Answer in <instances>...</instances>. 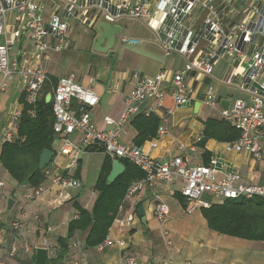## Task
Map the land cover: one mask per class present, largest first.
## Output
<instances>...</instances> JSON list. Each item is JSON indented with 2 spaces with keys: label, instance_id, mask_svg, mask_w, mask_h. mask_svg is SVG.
Wrapping results in <instances>:
<instances>
[{
  "label": "built area",
  "instance_id": "1",
  "mask_svg": "<svg viewBox=\"0 0 264 264\" xmlns=\"http://www.w3.org/2000/svg\"><path fill=\"white\" fill-rule=\"evenodd\" d=\"M40 2L0 0V94L17 79L24 103L29 107L27 114L34 118L37 103L44 89L49 87L54 119L52 130L59 151L66 157L64 171L51 165L42 170L48 187L42 184L36 188L22 185L25 202L33 203L48 191L55 195L52 201L54 208L71 202L70 191L80 186L76 172L81 155L93 149L101 150L112 160L127 161L143 173L142 179L129 185L127 197L157 181L169 185L179 180L187 214L208 209L218 199L264 201V183L242 181L240 174L218 156L212 155L206 164L198 166H189L182 157L159 162L143 145H125L120 140L127 118L139 113L158 115L161 123H165L174 109L192 105L187 84L189 77H210L218 60L233 59L239 73L234 79L231 75L234 67L230 66L222 83L233 85L246 94L248 100L237 99L227 109L220 110L221 119L239 132V137L228 144L226 150L244 152L253 162L264 164V0H60V5L47 18L43 17ZM10 15L22 17L24 28L8 29ZM123 21L142 24L163 54L181 58L183 67L170 74L160 71L154 76L132 73L133 87L125 98L123 113L118 120L105 117L103 129L96 127L89 114L98 102L92 88L81 86L74 74L57 78L53 83L43 69L26 61L28 54L25 51L13 55L14 46L21 41L20 48L28 43L33 56L40 61H48L51 54H59L69 48L72 22L94 30L99 22L118 25ZM120 41L129 45L141 43L139 39L127 37ZM163 83L169 84L172 107L166 106L168 92L162 88ZM74 104H77L76 110L73 109ZM202 104L207 108L219 105L213 87L206 88ZM20 106L8 114L0 136L1 146L12 143L17 137L22 114ZM164 133L163 127H159L157 137ZM76 136L80 138L79 142L74 140ZM202 138L199 136L190 145H181L179 149L194 152ZM148 145L155 148V140H150ZM5 188V182L0 179V200ZM155 202L152 215L162 223L168 215V207L158 196ZM121 211L122 207L119 208ZM133 217V214H128L116 222L120 227L129 226ZM24 227L22 220L10 221L7 257H15L20 250L24 254L32 252L31 246H19ZM110 244L107 236L96 251L101 252ZM45 245L43 241V247ZM117 245L124 248L126 244L118 240ZM73 246L78 244L73 242ZM123 262L136 264V259L133 255H125ZM0 264H6V261L0 260ZM75 264H87L86 254H81Z\"/></svg>",
  "mask_w": 264,
  "mask_h": 264
},
{
  "label": "crops",
  "instance_id": "2",
  "mask_svg": "<svg viewBox=\"0 0 264 264\" xmlns=\"http://www.w3.org/2000/svg\"><path fill=\"white\" fill-rule=\"evenodd\" d=\"M40 4L43 8V17L47 18L48 14L60 5V0H41ZM7 25L8 29L15 27L22 29L25 26V20L22 17L10 15L7 20ZM83 30L88 29L78 25L76 22H72L68 49L74 47L73 39L80 36ZM90 33L91 35L86 36L85 39L87 50H91L93 45L92 31ZM24 38L25 35L23 34L22 39ZM143 40L145 41V39ZM143 40H140L141 43ZM20 43L21 41L14 46V56L19 55V52L25 51L28 54L26 61L43 69L49 76L56 79L66 76H59L54 73V69L50 64L55 57L54 55H50L48 61H40L39 58L32 55L28 43L22 44V48H20ZM147 44L151 55L144 60L142 64L143 71L139 72V74L154 76L160 71H165L170 74L183 67V60L181 58L177 56H165L153 39L149 40ZM222 61L223 63L220 64ZM235 64L233 59H221L215 63L213 73L210 77L192 75L187 79L193 100L192 105L174 109L165 123H161L160 117L157 115L156 118L159 120L158 129L162 126L165 133L157 137L156 132V136L151 139L156 142L155 148L149 147L148 142L150 140L143 143L144 149L149 152L153 159L164 162L173 157H182L189 166H198L206 163L204 153L207 152L209 157L212 155L218 156L225 164L231 166L240 174L242 181L264 183V164L253 162L244 152L226 150V146L234 141L222 143L214 139H209L203 146L197 144L194 152H190L187 149H179V146H188L194 139L202 136L204 129L203 123L207 119H221V101H227L228 107H230L237 99L248 100V96L239 92L233 85L222 83L230 66L234 67L231 75L234 79L236 78V75L239 73V68ZM131 75L128 76L125 72H119L116 75L102 78L99 77V72L97 71L95 78L91 76L88 78L76 76L81 86L92 88L98 97L97 104L89 111L92 122L96 127L100 129L104 128L103 120L105 117H110L113 120L120 118L124 111L125 98L133 87ZM209 86L215 89L219 105L215 108H209L216 112L212 117L203 118L200 113L201 108L205 107L202 104V100L205 90ZM162 88L168 92L166 106L172 107L169 84L163 83ZM21 95L22 89L17 79L11 82L6 92L0 94V117H3L4 121L6 120L8 112H12L21 107L19 102ZM196 102L201 103L197 114L194 113V104ZM76 107L77 104H74L73 109L76 110ZM137 115L127 118L123 125L120 140L125 145L133 144L136 131L132 127L131 121ZM74 140L79 142L80 138L76 136ZM54 149L55 153L50 165L53 168L64 171L66 157L59 151V146L56 141L54 143ZM85 155H101L102 161L100 168L105 159V155L100 151L92 152L90 150L84 152L81 155L78 171L76 172V177L80 183L82 171L86 169V166H84ZM5 174L0 167V179ZM42 185L48 187L46 182H43ZM181 186L179 180L169 185L157 181L145 186L132 197L125 196L122 203V212L117 215L116 219L121 220L128 214H133V221L129 226L120 227L115 219L107 235L111 240V244L105 246L101 252L95 253L91 250H84L88 256V264H124L123 258L125 255H133L136 259V264H264V241H250L212 231L208 228L201 210L191 214L186 213L185 201H180L176 197L177 195L181 196ZM18 188L22 195V186ZM9 189L12 192V187ZM92 190H94V185ZM81 192L82 190L79 187L78 189L70 191L72 201L56 208L52 207V201L55 195L51 191H48L33 203H27L23 199L24 202L21 199L14 200L11 208V211H14L9 217L24 222L25 227L24 233L22 234V241L29 240L32 246H43V241L46 244L55 246L57 238L66 235L68 222L76 217V210L72 206L73 202H78L80 206L88 210L91 208V204L89 205L88 202H80ZM156 196L168 207V215L162 223L152 215V209L156 203ZM7 198L10 199L11 196H3L0 203L5 202ZM12 199L14 198L12 197ZM138 207L143 208L145 214L144 222L136 214ZM13 214L16 215L13 216ZM32 233L33 235H31ZM53 233H57V235H53ZM9 234L8 225L0 231V258L4 256L8 248L6 243L9 242ZM76 237L78 239L77 242H79V248L81 249V235H77ZM118 240L125 242L126 245L124 248L117 245ZM75 263H78V260Z\"/></svg>",
  "mask_w": 264,
  "mask_h": 264
},
{
  "label": "trees",
  "instance_id": "3",
  "mask_svg": "<svg viewBox=\"0 0 264 264\" xmlns=\"http://www.w3.org/2000/svg\"><path fill=\"white\" fill-rule=\"evenodd\" d=\"M51 80L53 83L56 82L54 77H51ZM49 92V87H46L37 103L34 118L27 114L29 107L21 95L19 102L22 105V114L17 126V137L12 143L1 146L0 167L12 183V189L22 185L36 188L44 182L43 172L38 169L39 157L44 149L55 153L56 141L52 130L54 119L51 102L45 103V96ZM203 124V138L199 143L202 146L209 139L223 143L233 142L239 137V132L222 119L210 118ZM131 125L136 131L133 145L140 147L156 136L159 120L155 115L139 114L133 118ZM93 151L101 152L98 149ZM204 156L207 163L209 158L207 152ZM119 161L124 165L125 171L113 183L108 184L106 178L111 170L112 160L105 156L94 184L96 193L94 203L88 210L78 202H73L76 217L68 222L66 235L57 238L53 255L48 256L44 264H74L79 261L81 254L86 253L84 250L97 252L96 247L107 237L109 228L122 212H119V208L123 209L122 203L129 185L143 177V173L135 166L124 160ZM176 197L184 202L182 196ZM201 212L208 228L216 233L250 241H264V201L260 199L213 202L210 208L202 209ZM77 235H81V249ZM73 242L78 246L74 247ZM24 245L26 244L19 243L20 247ZM32 247L31 253L24 254L20 250L12 258L7 257V249L0 260L6 261V264H34L35 249L43 246Z\"/></svg>",
  "mask_w": 264,
  "mask_h": 264
},
{
  "label": "rangeland",
  "instance_id": "4",
  "mask_svg": "<svg viewBox=\"0 0 264 264\" xmlns=\"http://www.w3.org/2000/svg\"><path fill=\"white\" fill-rule=\"evenodd\" d=\"M121 28V32L116 36L115 44L106 52L105 54H101L102 61L101 63H97V59H92V54L94 53L91 50H87V44L85 43L86 36L91 35L92 31V39L94 36V30H83V33L74 37V47L64 50L59 54H51L55 57L51 61V66L54 69V73L59 76H64L67 74H74L76 76L83 77H93L97 71L99 72V77H110L111 75H116L119 72H125L126 75L130 76L132 72H142V64L145 59L151 55V52L148 50V41L152 40L153 37L150 32L140 23L134 21H123L118 24ZM122 37L127 38H136L139 40H143V42L139 45L132 46L128 44H124L120 41ZM223 61L220 63L222 64ZM90 73V74H89ZM11 112V111H10ZM8 112V114L10 113ZM201 116L203 118L212 117L216 112L212 111L207 107L201 108ZM8 114L6 120H3V117H0V136L5 129V123L8 119ZM58 144V142H56ZM0 151H1V143H0ZM101 155H85L84 158V166L86 169L82 171V179L79 186L81 188V197L79 198L80 202L86 203L88 202L90 207L94 203L96 198V193L94 192L93 185L99 173L100 164H101ZM2 180L5 182V197H13V200H22L21 192L19 188L16 187L14 190L16 191L13 195L10 194L9 191L12 183L9 182L7 175L2 176ZM78 189V188H77ZM20 197V198H19ZM2 200V199H1ZM0 200V201H1ZM8 200V198H7ZM7 200L0 203V231L5 229L10 221L11 217L9 215L14 211L7 210ZM23 201V200H22ZM224 200L218 199L217 203H223ZM24 202V201H23ZM24 206V205H23ZM16 214H13L15 216ZM12 216V217H13ZM16 218V217H15ZM24 233V230H23ZM33 235V233L31 234ZM53 235H57V233H53ZM10 236V234H9ZM10 238V237H9ZM23 238V236H22ZM23 244L27 246H31L29 240L22 241ZM9 242L6 243L8 246ZM49 252V256L53 255L54 246L46 244L45 247Z\"/></svg>",
  "mask_w": 264,
  "mask_h": 264
},
{
  "label": "water",
  "instance_id": "5",
  "mask_svg": "<svg viewBox=\"0 0 264 264\" xmlns=\"http://www.w3.org/2000/svg\"><path fill=\"white\" fill-rule=\"evenodd\" d=\"M121 32V28L118 25H109L104 22H99L96 24L94 28V38L93 45L91 47L92 51V59H97V63H101L102 56L101 54H105L108 50L115 44L116 36ZM90 74V73H89ZM51 99V94H46L45 103L48 104ZM201 103L196 102L194 104V113L197 114ZM220 106L223 110L228 108L227 101H221ZM54 157V152L44 149L39 157L38 161V169L41 171L45 167H47ZM125 171L124 165L119 160H114L112 162L111 171L108 174L106 181L108 184L113 183L119 176H121ZM15 193L13 189L11 195ZM14 204V200L12 198L7 201V210L10 211ZM137 216L144 222L145 214L142 207H138ZM48 258V250L43 247H39L35 249L34 254V264H44Z\"/></svg>",
  "mask_w": 264,
  "mask_h": 264
}]
</instances>
